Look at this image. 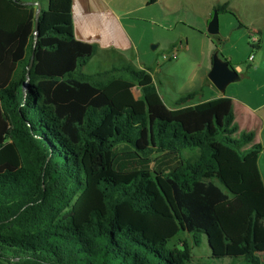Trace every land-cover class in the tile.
Instances as JSON below:
<instances>
[{
	"label": "trees",
	"instance_id": "1",
	"mask_svg": "<svg viewBox=\"0 0 264 264\" xmlns=\"http://www.w3.org/2000/svg\"><path fill=\"white\" fill-rule=\"evenodd\" d=\"M95 53L71 0H0V264H191L181 231L264 264L262 145L232 99L169 107L149 67L82 72Z\"/></svg>",
	"mask_w": 264,
	"mask_h": 264
},
{
	"label": "crops",
	"instance_id": "2",
	"mask_svg": "<svg viewBox=\"0 0 264 264\" xmlns=\"http://www.w3.org/2000/svg\"><path fill=\"white\" fill-rule=\"evenodd\" d=\"M20 1L33 5L35 14H39L47 7V0ZM225 3L227 10L215 8ZM214 10H217L218 33L209 38L210 65H212L213 57L217 56L219 59L227 61L235 71L242 73V67L236 63L234 55L238 49L239 41H243L246 36L249 37L251 33L255 32L261 36V40L257 37V42L253 44L258 48V59L247 76L251 77L252 72H262L264 70V0H156L153 3H150L149 0H71L75 38L97 45L96 54L101 51L106 56L109 55V52L118 53L123 52L124 49L114 44L101 46L95 37H108L109 34L106 28L102 27L104 24L100 20L98 22L94 15H99L102 20L112 22L115 36L123 25L122 20L135 19L158 23L168 32H177L176 38L179 40V45L182 44L180 40L183 39L185 41L183 48L190 50L193 49V44L189 42L190 37L205 31L204 29L207 30ZM172 47H175L174 43ZM210 68L201 75L199 89L193 90L198 91L199 95L201 94V98L197 102L221 96H228L232 99L234 120L239 130L253 133V140L245 148L255 143L262 145L258 165L264 183V175L260 168V159L264 154V99L262 98L264 81L257 84L256 90L259 95L252 92L246 93L244 97H239L233 93H227L225 90L219 91L207 77ZM203 87L206 88L204 91ZM176 99L177 97L171 106H168L172 107ZM197 102L191 100L189 103ZM237 117L241 119V122L237 121Z\"/></svg>",
	"mask_w": 264,
	"mask_h": 264
},
{
	"label": "rangeland",
	"instance_id": "3",
	"mask_svg": "<svg viewBox=\"0 0 264 264\" xmlns=\"http://www.w3.org/2000/svg\"><path fill=\"white\" fill-rule=\"evenodd\" d=\"M94 17L97 21L100 20L104 24L102 27H105L109 34L108 37L95 35L101 46L105 47L109 44H114L124 49V51L118 53L109 52L107 56L101 51L98 54L95 53L81 67L82 72L91 74L108 69L113 65L123 64H130L136 68L149 67L164 102L169 106H171L176 97L199 89V86H201V75L211 66L209 53V38H211V35L208 34L206 29L190 37L189 42L193 44V49L186 50L183 48L185 46L183 39L180 40L182 44L179 45V40L176 38L177 32H168L165 27L158 23L135 19L122 20L123 25H121V29L118 30V34L115 36L112 22L102 20L99 15H94ZM255 36L261 40L260 34H255ZM173 43L178 48L176 56L171 59L163 58V55L172 54ZM153 45L156 46L154 49L152 48ZM257 54L258 48L251 43L250 36H246L243 41H239L234 58L243 71L242 73L236 71L238 77L227 85L225 92L233 93L239 97H244L246 93L252 92L255 95H259L256 88L259 82L264 81V70L262 72H252L251 77L247 76L257 62ZM205 89L203 87V91ZM133 93L137 97L140 96V91L137 87L133 89ZM262 96L264 99V89H262ZM199 98H201V94L196 95L192 101L197 102ZM237 118V121L241 122V119ZM243 121L245 122V120ZM260 168L264 175V154L260 159ZM181 241H187L191 246V264H248L242 258H212L209 245L204 236L200 245L195 246L191 235L181 231L169 241V245L181 247Z\"/></svg>",
	"mask_w": 264,
	"mask_h": 264
},
{
	"label": "water",
	"instance_id": "4",
	"mask_svg": "<svg viewBox=\"0 0 264 264\" xmlns=\"http://www.w3.org/2000/svg\"><path fill=\"white\" fill-rule=\"evenodd\" d=\"M37 16V14H36ZM37 29V19H35L34 30ZM207 32L210 35L218 33V16L217 10H214L213 16L208 23ZM156 46L153 45L154 49ZM32 62V59L31 61ZM31 64V63H30ZM28 65V68L30 67ZM237 72L231 67L227 61L219 59L217 56H214L212 59V65L210 70L207 73L209 81L219 90L224 91L226 86L234 81L237 77Z\"/></svg>",
	"mask_w": 264,
	"mask_h": 264
},
{
	"label": "built area",
	"instance_id": "5",
	"mask_svg": "<svg viewBox=\"0 0 264 264\" xmlns=\"http://www.w3.org/2000/svg\"><path fill=\"white\" fill-rule=\"evenodd\" d=\"M255 32H253V33H251L250 34V40H251V43L252 44H254V43H256L257 42V36H255ZM177 47H174L173 48V52H172V54L171 55H163V58H166V59H171L172 57H175L176 56V53H177Z\"/></svg>",
	"mask_w": 264,
	"mask_h": 264
}]
</instances>
